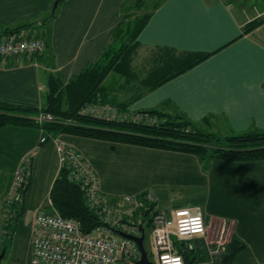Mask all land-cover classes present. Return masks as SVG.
Instances as JSON below:
<instances>
[{
	"label": "crops",
	"instance_id": "crops-1",
	"mask_svg": "<svg viewBox=\"0 0 264 264\" xmlns=\"http://www.w3.org/2000/svg\"><path fill=\"white\" fill-rule=\"evenodd\" d=\"M55 1L0 0V33L19 24L38 23L42 26L36 25L35 32L46 43L44 54L35 61L11 58L0 62L3 102L42 108L52 77L65 86L100 60L130 4L128 0H63L45 22L44 16L51 13ZM135 3L132 0V6ZM148 13L151 18L139 36L141 47L133 62L137 79L130 83L114 78L106 85L115 75L110 74L104 82L110 97L106 105L120 110L124 107L122 110L130 113L159 110L180 115L200 129L224 137L263 132L264 25L244 34V26L256 17L237 16L227 0H160ZM163 50H173L178 56L212 55L161 87L148 90L142 82L162 60ZM148 61L153 66L148 67ZM137 68L144 73L140 75ZM4 131L16 132L21 141L37 133L32 127H10L0 134ZM42 135L24 147V152L31 151L34 157L24 197L25 213L12 241L13 255L3 262L4 257L1 264H31L34 217L39 212L55 211L50 192L60 172L58 142L73 146L89 161L105 197L147 193L155 197L157 208L168 214L179 209L201 213L208 235L192 242L196 243L194 250L187 253L191 262L201 264L208 255L216 263L234 237L246 248L231 264H264V161L213 160L203 165L192 154L67 134L40 147ZM9 185L1 199L5 200ZM180 191L198 200L180 202L175 197ZM4 200L0 201L1 237ZM223 227L225 251L213 254L219 248L216 244ZM201 240L207 245L200 248L197 241Z\"/></svg>",
	"mask_w": 264,
	"mask_h": 264
},
{
	"label": "trees",
	"instance_id": "trees-1",
	"mask_svg": "<svg viewBox=\"0 0 264 264\" xmlns=\"http://www.w3.org/2000/svg\"><path fill=\"white\" fill-rule=\"evenodd\" d=\"M130 1L128 0L127 4ZM143 3L144 0H136L135 6L128 5L130 7H125L123 20L113 33L112 44L104 51L97 63L87 66L65 86L59 79L52 77L42 108L14 105L0 100V130L10 127H33L43 134L40 139V147L52 142L58 135L67 134L115 144L192 154L197 156L203 165L213 160L228 162L264 161V131L224 137L200 129L183 116L164 114L159 110L138 112L149 114L152 119L156 120L153 124H137L132 121L121 120L108 121L85 112L90 107H103L110 102L108 90L104 87V82L110 74L114 73L119 77L121 76L130 83L137 79L133 62L135 54L141 47L138 41L139 36L147 26L151 14L138 16L132 8L135 7L139 11ZM36 25L39 24H19L4 30L0 34L9 36L30 31L32 35L40 38L41 35L37 34L36 29H34ZM263 25L264 13L247 23L243 32L249 34ZM162 54V60L142 82L148 90L161 87L198 66L212 55L208 53H185L178 56L173 50H166L165 52L163 50ZM39 57L32 58L30 61L37 60ZM112 108L117 109V106ZM122 109L118 108L117 110L121 113H130ZM40 114L52 115L55 122L39 125L36 118ZM42 138H46L45 144H41ZM32 153L28 151L21 155L12 177L14 181L18 168L28 163L31 175L27 183L15 191V196L11 200L12 181L7 194L9 198L4 201L3 205V231L9 236L12 233L13 239L19 220L23 218L25 213L24 197L32 176L31 168L34 159ZM69 175L70 171L67 168H60L50 192V202L53 209L63 218L79 222L85 234H91L101 228H109L110 226L103 221L101 216L88 206L81 186L71 181ZM143 216L148 219L147 225L149 226L151 223L150 215L144 212ZM147 230L148 227L145 229L146 233ZM245 248L243 242L232 237L227 252L221 258L222 262L231 264L234 258ZM182 255L186 264L193 263L189 260L188 254Z\"/></svg>",
	"mask_w": 264,
	"mask_h": 264
},
{
	"label": "built area",
	"instance_id": "built-area-1",
	"mask_svg": "<svg viewBox=\"0 0 264 264\" xmlns=\"http://www.w3.org/2000/svg\"><path fill=\"white\" fill-rule=\"evenodd\" d=\"M45 50L43 38L32 35L30 31L0 38V62L5 63L11 58L31 60L43 55ZM85 112L108 121H132L137 124L156 122L149 114L121 113L110 106L90 107ZM36 122L40 125L55 122V119L50 114H40ZM45 143L46 138H42L41 144ZM57 151L60 168L70 171V180L81 186L88 206L110 227L85 234L80 223L73 219H65L56 211L39 212L33 220L31 264H138L141 256L138 245L121 233L140 237L141 227H148L150 231L152 256L157 264H186L182 254L194 250L192 241L197 237H207L208 230L201 213L179 209L168 214L160 211L155 197L147 193L135 197H105L100 193L97 174L77 149L58 142ZM30 175L28 163L18 168L11 200L15 191L25 186ZM144 212L151 217L149 226ZM220 234L221 239L216 244L219 248L213 254L220 249L225 251V227Z\"/></svg>",
	"mask_w": 264,
	"mask_h": 264
},
{
	"label": "rangeland",
	"instance_id": "rangeland-1",
	"mask_svg": "<svg viewBox=\"0 0 264 264\" xmlns=\"http://www.w3.org/2000/svg\"><path fill=\"white\" fill-rule=\"evenodd\" d=\"M133 1L135 3L136 0H133ZM159 1L160 0H144V3L142 5V8H140V11L136 10L135 7H133L132 9L135 11L136 15L142 16V15L146 14V12H149L153 8V6ZM227 2L230 3L235 14L237 16H241L243 18L252 19L254 17L261 16L262 13H264V0H227ZM129 5H132V0L130 1ZM51 14H52V11L48 15L45 14V16H44L45 22L50 21ZM147 65H148V67L153 66V64L150 63L149 61L147 62ZM136 66H138V63L136 64ZM137 71H139L138 73L140 75L142 73H144V72H142L143 70H141V68H137ZM114 78L120 79L123 77H121V76L119 77L118 75H113V77L110 78L105 84L110 85ZM32 129L37 131V133L36 132L33 133L31 135V137L29 136L28 139L25 141H21L19 139V135L16 132L4 131L3 133L0 134V201L4 200V198L3 199H1V198L5 195L7 188L10 186L9 184H11L13 181L12 177L14 174V170L17 166L19 158L21 157V155L25 151V148H24L25 145L33 139L36 140L38 138V135L40 134L39 130H37L33 127H32ZM175 197L177 198L176 200L179 199L180 202L181 201L182 202L183 201L192 202L193 200H195V201L198 200V198L196 196H190V195L186 194V192H182V191L175 192ZM8 198H9L8 195H6L5 200ZM3 220H4V217H3ZM22 223H23L22 219L19 220V224L22 225ZM23 229H25V231H27V229H28L27 224L23 225ZM147 231L148 232L146 233V238H145V248L148 252V255H149L151 262L153 264H157L156 258L152 257V253H153L152 237L150 235V231L149 230H147ZM219 239H221V238H219ZM206 240H205V242H203V240L197 241V246L201 248V246L207 245ZM224 240H225V238H224ZM12 241H13L12 233L9 236L3 231L2 237L0 236V255L4 251L6 252V256H5V259L3 260V262L7 261L9 259V257H11L13 255V249H12L13 248V242ZM193 244L195 245L196 243L194 242ZM225 247H226V244H225ZM200 248H197L199 250V252H200ZM222 252H223L222 249H220L217 254L220 255V254H222ZM198 255L200 257H203V255H200V253ZM191 258H192V256H191ZM203 258H204L203 259L204 261H202L201 264H217L219 261H221V258H217V262L215 263L212 260V258H210L208 255L204 256ZM192 262L193 263H191V264H197L194 261H192ZM218 264H224V263L220 262Z\"/></svg>",
	"mask_w": 264,
	"mask_h": 264
},
{
	"label": "water",
	"instance_id": "water-1",
	"mask_svg": "<svg viewBox=\"0 0 264 264\" xmlns=\"http://www.w3.org/2000/svg\"><path fill=\"white\" fill-rule=\"evenodd\" d=\"M61 3V0H56L54 5H53V9H52V14L51 16H54L59 5ZM141 230V236H132V235H128L125 233H121V235L127 239H130L132 241H134L139 248V252H140V260L138 261V264H153L150 260H149V256H148V252L145 248V238H146V232L144 228H140ZM5 257V251L0 255V264L2 262V260Z\"/></svg>",
	"mask_w": 264,
	"mask_h": 264
}]
</instances>
